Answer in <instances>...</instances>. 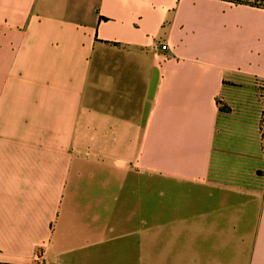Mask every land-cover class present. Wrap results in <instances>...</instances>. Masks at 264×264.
I'll use <instances>...</instances> for the list:
<instances>
[{
  "label": "crops",
  "instance_id": "0c3cea01",
  "mask_svg": "<svg viewBox=\"0 0 264 264\" xmlns=\"http://www.w3.org/2000/svg\"><path fill=\"white\" fill-rule=\"evenodd\" d=\"M254 81L263 8L0 0V263L264 264V186L216 142Z\"/></svg>",
  "mask_w": 264,
  "mask_h": 264
},
{
  "label": "rangeland",
  "instance_id": "374dc122",
  "mask_svg": "<svg viewBox=\"0 0 264 264\" xmlns=\"http://www.w3.org/2000/svg\"><path fill=\"white\" fill-rule=\"evenodd\" d=\"M217 105L216 142L224 174L243 184L257 180L264 186V83L233 87L218 97Z\"/></svg>",
  "mask_w": 264,
  "mask_h": 264
},
{
  "label": "trees",
  "instance_id": "16d2710c",
  "mask_svg": "<svg viewBox=\"0 0 264 264\" xmlns=\"http://www.w3.org/2000/svg\"><path fill=\"white\" fill-rule=\"evenodd\" d=\"M222 1L230 2L233 4H244V5H249L252 7L264 9V5H262V2L264 3V0H222ZM0 264H7V263H0Z\"/></svg>",
  "mask_w": 264,
  "mask_h": 264
},
{
  "label": "built area",
  "instance_id": "2783aa9c",
  "mask_svg": "<svg viewBox=\"0 0 264 264\" xmlns=\"http://www.w3.org/2000/svg\"><path fill=\"white\" fill-rule=\"evenodd\" d=\"M160 49H161L162 51H165V50L167 49V46L164 45V44H162V45L160 46Z\"/></svg>",
  "mask_w": 264,
  "mask_h": 264
}]
</instances>
